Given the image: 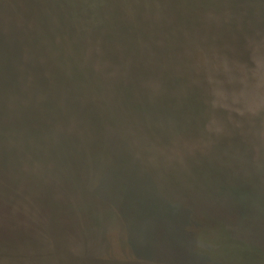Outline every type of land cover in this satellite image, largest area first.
I'll use <instances>...</instances> for the list:
<instances>
[{
	"label": "rangeland",
	"instance_id": "374dc122",
	"mask_svg": "<svg viewBox=\"0 0 264 264\" xmlns=\"http://www.w3.org/2000/svg\"><path fill=\"white\" fill-rule=\"evenodd\" d=\"M208 14L187 58L115 96L0 52V264H226L218 227L263 252L264 0Z\"/></svg>",
	"mask_w": 264,
	"mask_h": 264
},
{
	"label": "trees",
	"instance_id": "16d2710c",
	"mask_svg": "<svg viewBox=\"0 0 264 264\" xmlns=\"http://www.w3.org/2000/svg\"><path fill=\"white\" fill-rule=\"evenodd\" d=\"M223 4L224 0H0V52L17 60L16 66L32 69L44 89L70 91L80 80L100 98L104 93L115 96L125 73L161 77L168 74L166 60L187 58L186 31H204L208 13ZM48 64L54 66L52 71ZM247 223H228L230 232L235 229L240 238L250 237L249 230L255 235L259 227L258 236L264 235L259 217L248 224V233ZM218 231L216 243L226 264H264V250L256 255L245 240L232 245L230 236L223 237L219 227Z\"/></svg>",
	"mask_w": 264,
	"mask_h": 264
}]
</instances>
